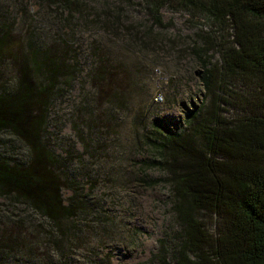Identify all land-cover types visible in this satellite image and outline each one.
<instances>
[{
	"label": "rangeland",
	"instance_id": "rangeland-1",
	"mask_svg": "<svg viewBox=\"0 0 264 264\" xmlns=\"http://www.w3.org/2000/svg\"><path fill=\"white\" fill-rule=\"evenodd\" d=\"M81 2L84 7L69 12L46 0H0L8 42L24 52L30 45L49 50L59 66L56 79L45 80L47 105L32 106L45 129L31 131L30 120L28 131L37 128L52 153L70 210L53 221L23 198L0 196V237H12L8 245L0 243V264L144 263L175 231L171 187L153 165L158 158L150 138L155 124L180 132L187 112L200 105L196 51L213 33L211 23L165 7L164 25H156L149 13L123 0ZM111 12H122L118 30L101 24ZM217 52L214 47L208 55L218 60ZM100 58L112 78L107 97L95 80ZM2 63L0 88L14 93L21 69ZM13 136L0 133V152L26 162L28 148Z\"/></svg>",
	"mask_w": 264,
	"mask_h": 264
},
{
	"label": "trees",
	"instance_id": "trees-1",
	"mask_svg": "<svg viewBox=\"0 0 264 264\" xmlns=\"http://www.w3.org/2000/svg\"><path fill=\"white\" fill-rule=\"evenodd\" d=\"M123 1L145 10L156 25H164L165 7L202 15L213 32L196 51L204 93L200 105L187 112L180 132L154 125L150 139L158 159L153 165L171 187L175 231L138 264H264V0ZM46 2L69 12L84 7L81 0ZM112 12L101 24L118 30L122 12ZM214 47L218 60L208 55ZM17 48L0 27V67L10 61L21 69L16 92L0 88V133L10 132L26 144L29 157L17 161L0 152V196L23 198L42 216L60 222L70 210L63 205L53 155L37 128L28 131L30 120L31 131L45 129L32 106L47 105L45 80H55L59 66L49 50ZM107 63L100 58L102 68L95 71L105 97L112 95L105 92L112 89ZM35 75L44 82L35 83ZM2 233L0 243L8 245L12 237Z\"/></svg>",
	"mask_w": 264,
	"mask_h": 264
}]
</instances>
